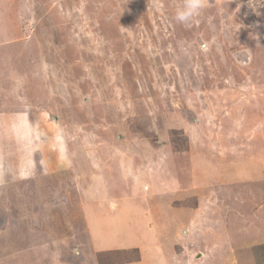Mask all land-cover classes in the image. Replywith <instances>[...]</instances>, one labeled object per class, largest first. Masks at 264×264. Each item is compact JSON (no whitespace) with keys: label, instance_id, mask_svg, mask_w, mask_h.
I'll list each match as a JSON object with an SVG mask.
<instances>
[{"label":"rangeland","instance_id":"1","mask_svg":"<svg viewBox=\"0 0 264 264\" xmlns=\"http://www.w3.org/2000/svg\"><path fill=\"white\" fill-rule=\"evenodd\" d=\"M183 3L0 0V264H264V0Z\"/></svg>","mask_w":264,"mask_h":264},{"label":"clouds","instance_id":"2","mask_svg":"<svg viewBox=\"0 0 264 264\" xmlns=\"http://www.w3.org/2000/svg\"><path fill=\"white\" fill-rule=\"evenodd\" d=\"M203 7V0H184L181 7L177 8L174 19L181 24L188 25L194 17L199 15Z\"/></svg>","mask_w":264,"mask_h":264},{"label":"crops","instance_id":"3","mask_svg":"<svg viewBox=\"0 0 264 264\" xmlns=\"http://www.w3.org/2000/svg\"><path fill=\"white\" fill-rule=\"evenodd\" d=\"M250 205L249 204H247V203H245V204H243L242 206H237L235 209L236 210H239L238 212H240V211H242L243 212V215H244V219L243 220H245V218L247 217V216H250V218L246 221L247 223H249L251 220H252V218H254V220L255 219H257L258 217H255L254 216V209H255V211H257V209H256V206H254V209H253V213H252V215H250V212L252 211V209L250 210ZM250 210V211H249ZM259 210V209H258ZM254 227H252L251 229H249L248 230V234L249 235H252V236H255L254 234H259L258 232H257V230L256 229H253ZM264 234V233H263ZM256 239H257V241H256ZM260 243H264V238H262V239H259L258 240V238H256L255 237V242H253V243H251V247L253 248L254 246H256L257 244H260ZM140 261H142L143 262V259H141ZM138 264H140L139 262H138Z\"/></svg>","mask_w":264,"mask_h":264},{"label":"trees","instance_id":"4","mask_svg":"<svg viewBox=\"0 0 264 264\" xmlns=\"http://www.w3.org/2000/svg\"><path fill=\"white\" fill-rule=\"evenodd\" d=\"M255 251H258V253H261V251H264V243L257 244L252 248ZM258 253H255V256H257Z\"/></svg>","mask_w":264,"mask_h":264}]
</instances>
